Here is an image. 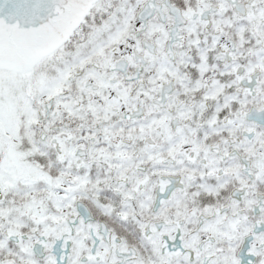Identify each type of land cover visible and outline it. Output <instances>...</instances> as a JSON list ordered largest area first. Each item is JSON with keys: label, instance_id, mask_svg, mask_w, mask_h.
I'll return each instance as SVG.
<instances>
[{"label": "snow or ice", "instance_id": "snow-or-ice-1", "mask_svg": "<svg viewBox=\"0 0 264 264\" xmlns=\"http://www.w3.org/2000/svg\"><path fill=\"white\" fill-rule=\"evenodd\" d=\"M0 264H264V0H0Z\"/></svg>", "mask_w": 264, "mask_h": 264}]
</instances>
